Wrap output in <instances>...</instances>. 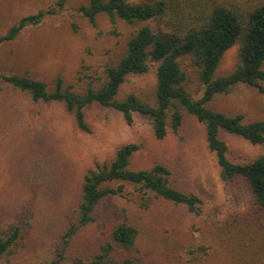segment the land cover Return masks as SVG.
<instances>
[{
    "label": "rangeland",
    "instance_id": "obj_1",
    "mask_svg": "<svg viewBox=\"0 0 264 264\" xmlns=\"http://www.w3.org/2000/svg\"><path fill=\"white\" fill-rule=\"evenodd\" d=\"M88 1L69 0L63 11L3 43L0 73L29 75L46 81L50 89L58 77L79 92L99 86L105 66L122 56L136 27L119 18L113 23L105 14L93 25L78 11ZM54 4L0 0V35L21 17ZM182 62L193 80L189 91L201 97L202 85L188 60ZM239 63L240 45L235 44L225 52L216 75L230 74ZM156 87L152 67L148 73L127 76L119 97L135 93L154 102ZM0 88V229L22 227V238L0 264H45L57 251L65 255L61 264L86 261L124 219L139 231L132 254L148 264H264V212L254 207L245 178L222 179L205 125L193 114L185 112L178 131L169 128L158 138L148 116L135 114L128 123L119 110L94 103L85 109L90 130L83 131L62 102L34 101L27 92L3 83ZM207 105L228 115L242 113L248 121L264 119V92L246 83L215 95ZM222 136L234 161L248 162L264 151V146L238 135ZM129 142L140 144L132 168L167 165L176 187L201 197V213L160 197L143 199L133 186L117 182L115 187L125 184L123 193L107 198L97 220L65 242L85 175L98 164L110 163L119 146Z\"/></svg>",
    "mask_w": 264,
    "mask_h": 264
},
{
    "label": "trees",
    "instance_id": "obj_2",
    "mask_svg": "<svg viewBox=\"0 0 264 264\" xmlns=\"http://www.w3.org/2000/svg\"><path fill=\"white\" fill-rule=\"evenodd\" d=\"M68 2L55 0L53 7L21 17L0 35V46L17 39L25 29L41 25L48 15L63 11ZM78 11L93 25L97 24L100 14H105L113 23L119 18L136 27L122 56L114 64L105 66V77L99 86L89 85L79 92L65 86L63 78L58 77L50 89L44 80L8 73H0V83L27 92L34 101L62 102L83 131L90 130L85 109L94 103L119 110L128 123L135 114L148 116L158 138L165 137L169 128L178 131L184 123L185 112L193 114L205 125L207 144L216 155L222 179L245 178L254 207L264 212V151L248 162L234 161L222 136L226 132L264 146V119L248 121L242 113L228 115L207 105L215 95L229 93L239 83L264 92V0H89ZM235 44L240 45V63L230 74L217 76L216 70L225 52ZM183 59L188 60L203 87L201 97L189 91L188 85L193 80L183 66ZM152 67L157 75L154 102L135 93L119 97L127 76L148 73ZM139 149L140 144L136 142L122 144L110 163L98 164L88 171L65 242L97 220V212L107 198L123 193L125 184L115 187L117 182L133 186L143 199L148 195L160 197L201 213V197L176 187L167 165L157 163L149 168H132V157ZM138 235L137 227L124 219L112 227L109 240L98 251L86 261L77 258L74 262L148 264L132 254ZM21 238L19 224L0 229V261ZM64 258V253L57 251L45 264H61Z\"/></svg>",
    "mask_w": 264,
    "mask_h": 264
}]
</instances>
